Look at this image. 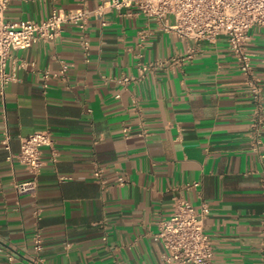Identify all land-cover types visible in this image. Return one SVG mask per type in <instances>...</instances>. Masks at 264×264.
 <instances>
[{
  "label": "crops",
  "instance_id": "1",
  "mask_svg": "<svg viewBox=\"0 0 264 264\" xmlns=\"http://www.w3.org/2000/svg\"><path fill=\"white\" fill-rule=\"evenodd\" d=\"M98 3L12 0L4 18L42 22L54 9L93 11ZM87 35V54L72 25L53 41L11 51L12 80L0 94V264H161L157 223L178 197L207 210L214 264H260L264 126L255 150L254 104L226 38L185 40L133 8L92 13ZM248 36L264 108V28ZM191 49V59L175 62ZM46 129L57 161L43 149L36 193H19L31 175L9 157L22 137Z\"/></svg>",
  "mask_w": 264,
  "mask_h": 264
},
{
  "label": "built area",
  "instance_id": "2",
  "mask_svg": "<svg viewBox=\"0 0 264 264\" xmlns=\"http://www.w3.org/2000/svg\"><path fill=\"white\" fill-rule=\"evenodd\" d=\"M12 0H0V94H4L6 85L12 76L6 71L11 51L27 49L37 41H53L59 38L66 25H72L79 30V43L87 54L89 49L88 29L89 18L93 13L101 18L107 10L133 8L138 14L161 23L164 30L179 38L199 43L204 40L224 36L233 53L240 72L245 77L248 90L254 104L251 118V141L253 148L258 150L261 143L260 129L264 126L263 94L259 79L252 72L251 63L246 52L248 31L251 27L264 28V0H98L93 11L81 6L76 10L64 11L54 9L48 18L42 22L31 20L12 23L4 18V13ZM84 2V1H83ZM82 2V4H83ZM101 25H105L102 21ZM196 52L191 49L188 54L178 60H189ZM147 66L141 67L145 72ZM65 68L61 73L64 75ZM57 77V75H54ZM48 74L44 75L47 79ZM130 79L125 77L123 82ZM127 129H124V133ZM10 137L5 134L2 144L10 150ZM50 149V162L57 161L58 153L54 148L53 134L49 129L36 131L20 139V150L15 157L31 175V179L19 183L15 187L19 193L34 195L37 190V177L44 162L43 149ZM92 177L101 183L102 171L96 166ZM61 180H65L61 177ZM124 176L118 177V185H125ZM199 183L187 184L186 189L197 187ZM264 192V177L261 179ZM205 207L197 211L182 197L174 201L173 211L168 218L158 221L156 237L160 239L164 253L161 264H214L213 245L210 236L204 229ZM33 216L36 221L42 218V209L35 207ZM260 264H264V210L260 218ZM33 246L37 255L43 249V239L40 230L36 228L33 236ZM11 260L12 257H9ZM38 260L41 259L38 257Z\"/></svg>",
  "mask_w": 264,
  "mask_h": 264
}]
</instances>
